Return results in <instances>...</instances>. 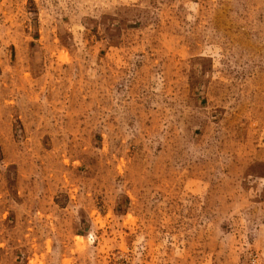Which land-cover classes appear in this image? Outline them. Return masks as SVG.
Wrapping results in <instances>:
<instances>
[{
	"label": "rangeland",
	"instance_id": "rangeland-1",
	"mask_svg": "<svg viewBox=\"0 0 264 264\" xmlns=\"http://www.w3.org/2000/svg\"><path fill=\"white\" fill-rule=\"evenodd\" d=\"M0 264H264V0H0Z\"/></svg>",
	"mask_w": 264,
	"mask_h": 264
}]
</instances>
